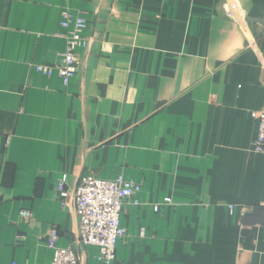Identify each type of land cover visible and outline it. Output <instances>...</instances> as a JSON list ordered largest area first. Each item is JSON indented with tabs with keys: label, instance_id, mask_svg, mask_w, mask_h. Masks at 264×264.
<instances>
[{
	"label": "crops",
	"instance_id": "obj_1",
	"mask_svg": "<svg viewBox=\"0 0 264 264\" xmlns=\"http://www.w3.org/2000/svg\"><path fill=\"white\" fill-rule=\"evenodd\" d=\"M65 12L90 26L67 86ZM254 111L264 0H0V264H52L53 227L79 264H101L74 211L88 174L143 185L111 264H264Z\"/></svg>",
	"mask_w": 264,
	"mask_h": 264
},
{
	"label": "built area",
	"instance_id": "obj_2",
	"mask_svg": "<svg viewBox=\"0 0 264 264\" xmlns=\"http://www.w3.org/2000/svg\"><path fill=\"white\" fill-rule=\"evenodd\" d=\"M227 17L231 11L226 9ZM63 32L58 36L66 41V50L62 63L56 68L63 84L67 86L77 72V55L79 48H86L90 42L84 33L89 29L88 22L83 18H75L68 12L63 14L61 23ZM36 71L51 76L55 69L49 66H35ZM252 117L259 121V135L253 144V150L264 155V111H254ZM1 136V135H0ZM143 185L126 178L123 175L115 180H102L92 174L81 177L74 195V211L80 223L79 244L82 247H94L97 250V260L101 264H111L116 260V248L120 241L127 237V230L122 226V215L129 205L141 206L138 196ZM58 191L64 200L69 196L66 178L59 181ZM165 202L171 203L169 199ZM161 205L153 207L155 213L161 210ZM27 220L28 211L21 213ZM142 236H144L142 232ZM59 232L53 227L50 230L48 246L54 251L52 264H79L78 253L73 248H61L58 245Z\"/></svg>",
	"mask_w": 264,
	"mask_h": 264
}]
</instances>
